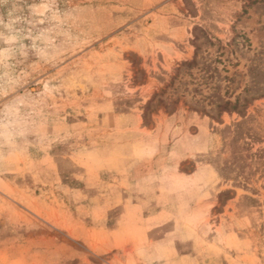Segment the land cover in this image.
<instances>
[{
    "label": "rangeland",
    "instance_id": "rangeland-1",
    "mask_svg": "<svg viewBox=\"0 0 264 264\" xmlns=\"http://www.w3.org/2000/svg\"><path fill=\"white\" fill-rule=\"evenodd\" d=\"M0 264H264V0H0Z\"/></svg>",
    "mask_w": 264,
    "mask_h": 264
},
{
    "label": "clouds",
    "instance_id": "clouds-1",
    "mask_svg": "<svg viewBox=\"0 0 264 264\" xmlns=\"http://www.w3.org/2000/svg\"><path fill=\"white\" fill-rule=\"evenodd\" d=\"M12 39H14V38H12Z\"/></svg>",
    "mask_w": 264,
    "mask_h": 264
}]
</instances>
